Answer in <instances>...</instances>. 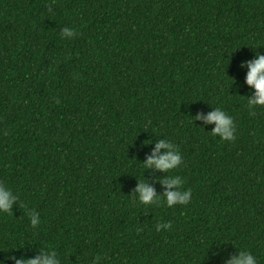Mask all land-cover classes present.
Wrapping results in <instances>:
<instances>
[{
	"label": "trees",
	"instance_id": "obj_1",
	"mask_svg": "<svg viewBox=\"0 0 264 264\" xmlns=\"http://www.w3.org/2000/svg\"><path fill=\"white\" fill-rule=\"evenodd\" d=\"M257 52L264 0H0V182L21 203L0 215V261L51 246L61 264H225L237 248L264 264V108L249 114L242 66ZM215 107L234 142L195 120ZM165 138L191 201L145 208L139 180L163 196L165 174L141 164Z\"/></svg>",
	"mask_w": 264,
	"mask_h": 264
},
{
	"label": "clouds",
	"instance_id": "obj_2",
	"mask_svg": "<svg viewBox=\"0 0 264 264\" xmlns=\"http://www.w3.org/2000/svg\"><path fill=\"white\" fill-rule=\"evenodd\" d=\"M77 35V31L71 27H64L60 31V39L62 40H72ZM242 66L247 68L245 82L250 90H254L250 97H245L247 101L245 106L250 115H255L256 109L264 108V55L257 52L253 60ZM213 109L206 115L198 114L195 120L203 121L204 125H214L212 130L207 132L213 137H219L221 141L225 142H234L236 139V125L233 117L220 107ZM199 128L206 132L204 127ZM182 163L183 157L176 144L170 143L166 138L156 142L153 151L141 165L144 169L156 170L165 174L164 178L158 181L165 191L163 196L157 195L155 189L149 186L143 176L134 190L135 195L132 197L134 202L143 205L145 208L149 206L154 208L187 206L191 201L192 190L185 188L186 180L180 175L172 174ZM17 203H20L19 196L13 188L5 182H0V215L11 214L14 205ZM22 206L24 207L23 204ZM26 214L32 228H38L41 224L39 213L32 210L27 211ZM161 229L170 230L171 224L167 221L157 223L155 230L160 232ZM106 259L105 255H95L91 264H102V261ZM7 260H12L14 264H61L57 251L51 246H43L39 254L31 258L24 254L19 258L6 256L5 261H0V264H6ZM85 260H87V257ZM225 264H257V259L247 249L238 250L236 248V254L226 259Z\"/></svg>",
	"mask_w": 264,
	"mask_h": 264
}]
</instances>
